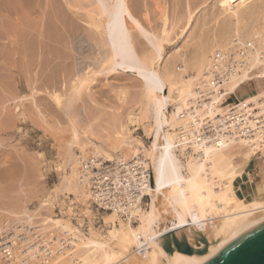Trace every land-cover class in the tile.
<instances>
[{"label": "bare ground", "instance_id": "1", "mask_svg": "<svg viewBox=\"0 0 264 264\" xmlns=\"http://www.w3.org/2000/svg\"><path fill=\"white\" fill-rule=\"evenodd\" d=\"M43 1L42 3L45 4L44 2L48 0ZM64 1V5L75 13L76 11H86L85 15L76 13L75 20H78L77 23L80 22V25L73 24L74 18H72L73 20L68 19L69 22L67 21L60 38L46 37L47 33L41 32L39 37L36 35V41L33 39L34 47L33 41L26 42L28 45L30 44L27 49L32 50L33 54L32 52L31 54L35 58L34 61L32 60V65L35 64L34 66L39 69L41 67L49 68L50 72L58 67L63 72V80L60 79V84H58V80L57 83L54 82L55 80L50 76H48L49 79L53 81L47 79L49 83L44 82L54 88L57 87V91L52 92L54 91L52 88L50 92L49 90L44 92L54 103V108L60 110L56 114L60 115L70 137L68 136L69 138L60 153L61 160L57 168L59 182L52 191H49L48 197L38 198L40 187L36 191L32 190L29 196L25 194L24 187H22V196L19 195L13 199L2 197L4 201L0 202V264H205L218 257L247 233L264 224V178L249 186L248 181H244L245 171L240 170L235 162L236 157L227 154L232 148L236 150V147L246 148L251 155L248 162H251L255 156L264 154V131L262 127L259 128L256 122L259 118L264 119V89H258L255 94L241 101L236 97V93L241 88L249 86L250 82L264 81V0H204L203 13L213 18L215 27L213 30L202 29L197 32L193 42L187 41V39L183 40L182 45L174 47L173 52L169 55H166V47L184 29L176 31L175 34H177L174 36H169L172 28L169 29L168 25L173 24L175 16L172 20L170 19V14L165 11L167 6H163V8L165 7L164 11H160V26L156 28L157 23L151 25L153 22L149 20L150 14L149 18L146 15L148 13L144 15V21L139 19L140 9L138 12L137 6L131 5L132 0ZM48 2L47 4L52 3ZM141 2L139 0V3L143 5ZM147 2L143 3L148 4ZM21 3L22 1L19 4L18 0L14 6L16 7L18 4L19 7L22 5ZM139 3L137 5L141 7ZM191 3L190 0H186L184 12H180L189 18L198 13V10H191ZM25 4L26 7L30 6ZM57 4L56 2L55 5ZM52 5L53 3L50 8ZM9 6L11 7V4ZM48 7L45 5L46 10ZM29 8L31 9V7ZM148 8L150 9V7ZM11 10L9 9V11ZM174 10L176 9L174 8ZM28 11L32 13V10ZM38 11L43 17L41 10ZM53 11L51 10L52 13ZM55 11L54 17L55 14L57 15ZM57 11L61 13L59 9ZM64 11L66 10L64 9ZM143 11L141 10V12ZM52 13H47V17L48 14L51 16L48 19L54 18H52ZM203 13L201 12V14ZM21 15L16 13V16L19 17V19L16 18V21L19 23L24 21H21L23 19L20 18ZM28 16L27 19H29ZM58 16L60 15L58 14ZM156 16L158 17V14ZM32 17H34L33 21L36 16ZM69 18L71 19V16ZM11 19L13 18L11 17ZM59 20L61 19L59 18ZM30 21H28L29 24ZM28 23H26V28L28 25L30 29ZM46 25L44 26L45 31ZM29 29L27 32L31 30ZM36 29V27L33 28V31ZM38 31L40 32V30ZM35 32L33 33L37 34V31ZM52 33L51 35L54 36L55 31ZM192 34L194 35L193 31ZM16 35L18 34L16 33ZM21 35L23 37H19L24 39L25 35ZM12 38L9 39V43H11V59L13 60L17 53L23 54V50L19 52L15 49L17 42H12ZM38 38L44 40L41 41ZM76 41L77 44H75ZM52 44L53 47L61 45L59 48L62 49L59 50L57 47V52L54 49L56 53H52ZM24 46L23 48L27 45ZM31 54H26L29 56L30 62ZM79 55L81 57H78ZM1 59L3 58L0 57ZM79 59H82V62H78ZM29 61L28 63H30ZM24 62L25 59L22 63ZM10 63L13 64V62ZM51 66L55 68L53 71ZM26 72L28 73V71ZM54 72L53 74L57 76V73ZM58 74L60 76V73ZM30 77L32 79L31 75ZM100 77L106 79V84L109 80L111 83L112 80H116L118 89L126 85L124 82L132 81L139 89L134 95L137 97L135 98L137 99L135 103L137 111L127 112L124 118L122 115L115 116L114 114V133L106 137H101V134L98 135V133L95 134L96 129H93V123L90 124L92 128L91 126L84 130L82 128L85 120L81 115V110L85 97L91 104L96 105V96L92 93V85L95 83L96 86ZM41 79L44 81L42 77ZM34 81L37 79L35 78ZM38 87L42 86L38 85ZM38 87L31 88L28 93L30 98L25 95L28 100L32 99L33 101L30 102V106L24 108L23 112L20 111L19 106L13 107V113H16L17 117H22L25 120L24 112H35L40 119L45 118L46 112L45 114L42 112L43 109L39 108L42 106L37 103L35 98V95L41 93L42 88ZM154 87H160L164 91V95H158ZM28 88L30 90V87ZM94 91L96 92V90ZM120 91V96L125 97L123 90ZM4 93L6 94V92ZM11 93L15 94L14 91ZM121 97L120 100H122ZM26 98L21 99H24L22 100L24 102ZM224 100L226 103H235L238 113L245 112L247 116L255 119L249 122L252 130L255 128L252 133L235 131L228 137L229 133L225 134V129L218 128L213 130L214 134L205 133L203 124L208 118L214 117L218 112L214 108ZM22 101L20 106H22ZM26 102L29 101L26 100ZM45 103L47 104V102ZM168 103L171 104V109H169ZM88 106L86 104V107ZM48 107L46 106V110L49 112ZM96 107L99 108V106ZM2 108L0 109L2 110ZM222 108L223 111L227 110L225 105ZM250 110L254 112L251 113ZM101 114L103 115V113ZM108 116L107 118L110 119V115ZM3 117L0 118L3 119ZM7 117L10 116L7 115ZM7 117L6 119H8ZM12 118L14 120L13 116ZM12 120L7 121L11 123ZM53 122L55 121L53 120ZM140 122L146 127L144 133L145 137L150 140L149 147L141 143L137 136L134 137L132 135L134 130L127 127V125L132 126L131 128L139 127ZM3 123H5V119H3ZM54 124H56L55 127H60L59 122L56 121ZM3 125L5 126L6 123ZM10 126L5 127L8 129ZM105 129L107 130V128ZM1 141L4 142V140ZM75 149H79L80 154L77 155ZM125 152L126 154L132 153L131 157H126ZM91 158L112 160V164L115 166L114 173L107 170L102 173L104 177H107L105 180H110L109 184H112L114 190L107 183H100L99 190L94 191L91 188L90 181L87 179L89 174L84 173V164ZM129 160L134 161V166L132 163H128ZM99 162L100 165L103 164V161ZM121 176H124V182L130 181L126 182V189L130 187L128 185L131 182L134 183L135 193L123 190ZM15 188L13 187V189ZM107 192L119 193L120 201L109 199L105 201L102 196ZM69 195L74 196L78 205L84 207L82 214L85 217L89 218V215H93L92 210L89 209L91 206L98 211L105 212L102 215L103 223L107 226L106 232L104 231L105 235L95 230L91 224L88 233H84V230L70 221V216L74 214L72 210L74 202L70 200ZM30 196L38 198V205L34 211L25 207L24 199H28ZM61 196L68 199V202L61 201ZM122 198L123 201H121ZM92 199L96 200L100 207L93 205ZM144 199L147 201L144 204L145 209L142 207ZM66 206L65 212L64 207ZM56 208L59 209V213L64 214L63 212H65L67 219L57 216ZM45 209H48V214L40 213ZM159 212L162 215V220H158ZM71 220H73L72 217ZM31 230L33 233L30 232ZM8 231L9 236L6 234ZM4 235L6 236L4 237ZM7 240L10 243H7ZM174 242L185 243L191 250V255L178 251ZM165 243L169 245L171 253L165 250ZM202 251L205 253L200 254Z\"/></svg>", "mask_w": 264, "mask_h": 264}, {"label": "rangeland", "instance_id": "2", "mask_svg": "<svg viewBox=\"0 0 264 264\" xmlns=\"http://www.w3.org/2000/svg\"><path fill=\"white\" fill-rule=\"evenodd\" d=\"M0 1H4V2H0V31L2 32V34H0V48L2 47V49H0V57L1 58H3V59H1L2 60V62H0L1 64H0V96H1V98H0V105H1V107H3L2 108V110H1V115H2V113H3V116L4 115H6L5 117H3V116H1L0 115V117L2 118L3 117V119H5V123H6V127H8V125L10 126L11 125V123H12V125L14 124V126H10L9 128H11L10 130H8L3 124H5V123H3V119H1V121H2V124H1V122H0V143H2L3 141H1V140H4V142L2 143V144H0V189H2V191H0V202H2V201H4V197H8V198H10V199H13V198H17V197H19V195H21V188L22 187H24V192H25V194L26 195H31V191L33 190V191H36L37 190V188H39L40 187V189H39V191H38V194H37V196H38V198H45V197H48L47 195H48V193H50L49 191H52L53 189H54V186H56L57 184H58V182H59V170L57 169L58 168V163L60 164V160H61V150H62V148H63V146L65 145V142H66V140H67V138H69L70 137V133L69 132H67L66 131V126L64 125V123H63V120H61V118H60V115H58V114H56V112L57 113H59L60 112V110L59 109H55L54 108V103L52 102V100L51 99H49L50 97L46 94V92H44L45 90L47 91V90H49V92H50V90H52V88H53V90L54 91H52V92H56L57 91V87L56 88H54V86H52V85H50V84H44V82H48V81H50L51 79H53V80H55L54 82H58L59 81V83L58 84H60L61 83V81L63 80V72L61 71V68H60V70H59V68L57 67V71L56 70H54L55 68H54V66H51L52 68V71L54 70V71H56V72H54V73H57V76H56V74H53V72H50L51 70L49 69V68H45V67H41L40 69L38 68V67H36V66H34V65H32L33 64V61L35 60V58H34V56L32 55L33 54V52H32V50L30 51V49H27L28 47H30L29 45H28V43H31L30 41H33V39L35 40V38H37V36L39 37V34L42 32H44V34H46L47 33V36L46 37H50V36H52L53 38L54 37H59L60 38V36L63 34V32H64V29H65V26H66V24H67V21L69 22V20H73L72 18H74V20H73V24L75 25H80V22H78L77 23V21L78 20H75V17H76V13L78 12V11H76V13L75 12H73V10H69L68 9V7L67 6H65L64 5V3H65V1L64 0H53L54 2H52L51 0H48L49 2H52L53 3V5H52V7L50 8V5L52 4V3H49L47 0H44V1H47L49 4H47V2H44L45 4H43L42 3V0H39V1H41V2H39L38 0H37V2H36V0H27V2H26V0H19V4H20V2L22 1V5L21 6H19L18 7V4H17V6L16 7H18L17 9H15L16 7L14 6V5H16V3H18V0H0ZM25 1V2H24ZM28 1H29V3H28ZM64 1V2H63ZM131 1V0H130ZM140 1H142L141 3L143 4V5H141L140 3H139V0H132V2H131V5H133L134 4V6L136 5L137 6V9H138V12H139V9H140V12H141V10L143 11V12H141L142 13V15H141V13L139 12V16H140V18L139 19H143V20H141V21H144V15L146 14V13H148V14H146L147 15V17H148V15H149V20H151V22H153L151 25H153L154 23H155V25H156V23H157V27L156 28H159V26H160V17H159V13H160V11H164V8H165V11L167 12L168 11V13L170 14L169 15V17H170V19L172 20V18H174V16H175V18L173 19V24H169L168 25V28L169 29H171L172 28V30H171V32L169 33V36H174V35H176L175 34V32L176 31H178L179 29H184V31L180 34V35H178V36H176V38L174 39V41L173 42H171L167 47H166V55H169V54H171L172 52H173V49H174V47H176V46H181L182 45V43H183V40H185V39H187V41H194L195 40V38L196 37H194L195 36V34L197 33V32H200L202 29H204V30H206V29H208V30H213V28L215 27V21H213V18L212 17H210L209 15H206L205 13H203V11L204 10H202V9H204L205 7H204V5H205V2H204V0H190V8H191V10L192 11H196V10H198V13H199V11H201L203 14H201V12L197 15H194V16H192V17H186L184 14H181L180 12H184V9L183 8H185L184 6H185V4H184V2L186 3V0L185 1H183V0H179V2H178V0H140ZM145 1V3L147 2L148 4H145V3H143ZM154 1V2H153ZM156 1H158V2H156ZM164 1V2H163ZM168 1H170L169 3H168ZM7 2V3H6ZM31 2V3H30ZM36 2V3H35ZM56 2L58 3L57 5H55L56 4ZM134 2V3H133ZM139 3V6H141V7H138V3ZM160 2H162V3H160ZM178 2V3H177ZM181 2V3H180ZM2 3H4V4H2ZM8 3H9V5L11 4V7L8 5ZM25 3H27L28 5H30L29 7H31V9L29 8V7H26L25 5ZM35 3V4H34ZM63 3V5H61V4ZM151 3V4H150ZM164 3V4H163ZM174 3H176V4H174ZM180 3V4H179ZM5 4H7L6 5V7H5ZM42 4V5H41ZM144 4H145V6L147 5V7H145L144 6ZM170 4V5H169ZM182 4H184V5H182ZM27 5V6H28ZM35 5V6H34ZM37 5V6H36ZM44 5V6H43ZM45 5H48L49 7H48V9L46 10L45 9ZM54 5H55V9H54ZM162 5V6H161ZM176 6V7H174V6ZM181 7H180V6ZM7 6H9V7H7ZM33 6V7H32ZM58 6H59V8H58ZM135 6V7H136ZM142 6H144L143 7V9H142ZM154 6V7H153ZM163 6H165L164 8H163ZM173 6V7H172ZM22 7V8H21ZM67 11H64V9ZM67 7V8H66ZM148 7H150V9L148 8ZM152 7V8H151ZM162 7V8H161ZM7 8V10H8V12H10V13H8L7 12V10H5ZM29 8V9H28ZM38 8V10H41L40 12L42 13V15H43V17L42 16H40L41 14H39V11L38 10H36ZM41 8V9H40ZM42 8H43V11H42ZM46 8H47V6H46ZM147 8V9H146ZM174 8L176 9V10H174ZM180 9V11H179V9ZM9 9L11 10V11H9ZM14 9V10H13ZM22 9V10H21ZM53 9H54V11H55V13L57 12V15L55 14V17H54V11H53ZM59 9V11L61 12V13H59L57 10ZM157 9V10H156ZM161 9V10H160ZM168 9V10H167ZM172 9V10H171ZM3 10H5V11H3ZM17 10V11H16ZM20 10V11H19ZM24 10V12H21V11H23ZM26 10V11H25ZM28 10H32L31 12L32 13H29L30 11H28ZM51 10L53 11V13L51 12ZM61 10H63V11H61ZM146 10V11H145ZM150 12H149V11ZM174 10V12H172ZM46 11H50V12H46ZM156 11H157V14H158V17L156 16L157 14H156ZM13 12V13H12ZM22 13V15L25 17V19H24V17L21 15V13ZM36 12H37V14H36ZM74 14H73V13ZM152 12V13H151ZM154 12V13H153ZM16 13H17V15H21L20 16V18L22 17L23 19H21V21L22 20H24V21H26L25 22V24H24V21H20L21 23H23L24 25H25V27H24V25L23 24H21V23H19L18 21H16L17 19H19V17H17L16 16ZM18 13H20V14H18ZM29 15L30 14V16H28L27 14ZM35 13V14H34ZM46 15H44V14ZM47 13H52V18L54 19H51V18H49L48 19V17H51L49 14H48V17H47ZM68 13V14H67ZM78 13H82L83 15H85L86 14V11H79ZM85 13V14H84ZM172 13V14H171ZM174 13V14H173ZM29 17V19H27V16ZM31 14H33V15H31ZM58 14L60 15V16H58ZM4 15V16H3ZM37 15H38V17H37ZM62 15V16H61ZM66 15H69V16H66ZM8 16V17H7ZM14 16V17H13ZM32 16H36L35 17V19H33V21H32V18H34V17H32ZM64 16V17H63ZM71 16V19L69 18ZM73 16V17H72ZM138 16V17H139ZM156 16V17H155ZM172 16V17H171ZM11 17L15 20H13V19H11ZM31 17V18H30ZM68 17V18H67ZM142 17V18H141ZM17 18V19H16ZM44 18V19H43ZM46 18V19H45ZM57 18V19H56ZM59 18L61 19V20H59ZM65 18H67V19H64ZM27 19V20H26ZM57 21H56V20ZM69 19V20H68ZM2 20V21H1ZM4 20H6V21H4ZM11 20H13V21H11ZM31 20V21H30ZM37 22H36V21ZM42 20V21H41ZM48 20V22H46V21ZM3 21H4V23H3ZM11 21V22H10ZM28 21H30V24L28 23ZM54 21H56V22H54ZM60 21H61V23H60ZM66 21V22H65ZM76 21V22H75ZM8 22V23H7ZM15 22H16V25L14 26V24H15ZM43 22V23H42ZM51 22V23H50ZM54 22V23H53ZM65 22V23H64ZM3 23V24H2ZM10 23H11V25H10ZM19 23V24H18ZM26 23H28L29 24V27H30V29H31V26H33L32 27V29L30 30L29 28H28V25H27V28H26ZM31 23H32V25H31ZM34 23H36V25H33ZM41 24V26H40V24ZM46 23H47V25H46ZM57 23H60L59 25L57 24ZM63 23V24H62ZM8 24V25H7ZM48 24H50L52 27H49L48 26ZM53 24V25H52ZM17 25H19V26H17ZM23 25V26H22ZM31 25V26H30ZM38 25H39V28H38ZM47 26L46 28V31H45V27L44 26ZM58 25V26H57ZM75 25V26H76ZM213 27H212V26ZM22 26V27H21ZM61 28H60V27ZM3 27V28H2ZM13 27V28H12ZM15 27H17L16 29H15ZM24 27V28H23ZM35 27L38 29V30H40V32L36 29L35 31H37V34H35L36 32L35 31H33V28L35 29ZM48 27H49V29H48ZM55 28V30H54V28ZM154 27V28H155ZM4 28H9V29H5V31L3 32V30H4ZM22 28V29H21ZM50 28H52L54 31H55V33H54V31L52 30V29H50ZM60 28V29H59ZM63 28V29H62ZM12 31H11V30ZM14 29V30H13ZM18 29V30H17ZM26 31H25V30ZM30 30V31H28L27 32V30ZM58 29V30H57ZM20 30V31H19ZM22 30V31H21ZM52 30V31H51ZM61 30V31H60ZM63 30V31H62ZM35 32V33H33V32ZM192 31H193V33H194V35L192 34L191 35V33H192ZM0 32V33H1ZM12 32H14V33H12ZM21 32V33H20ZM25 32V33H24ZM32 32V33H31ZM39 32V33H38ZM50 32V33H49ZM51 32H53L54 33V36L53 35H51ZM9 33V34H8ZM16 33L18 34V35H16ZM20 33V34H19ZM28 33V34H27ZM31 33V34H30ZM52 33V34H53ZM58 33V34H57ZM59 33H61L60 35H59ZM6 34V35H5ZM10 36L11 35V37H9L8 35ZM14 35V38H12L13 37V35ZM21 34H23V35H25V37H24V39L23 38H21V37H19V36H22ZM34 34V35H33ZM48 34H50V35H48ZM3 35V36H2ZM32 35H33V37H32ZM37 35V36H36ZM58 35V36H57ZM6 36H8L7 38H6ZM3 37H4V39H3ZM23 37V36H22ZM2 38V39H1ZM6 38V39H5ZM11 38H12V42L13 41H15V42H17V45H16V47H15V49H17V50H19V52H22V51H20V50H23V54H18L17 53V55L16 56H14V58H13V60L11 59L12 58V56H11V53H12V48H11V43H9V39L11 40ZM18 38V39H17ZM17 39V40H16ZM21 39H23V40H21ZM29 39V40H28ZM38 39H41V41H43L44 39L43 38H38ZM58 39V38H57ZM28 43H27V42ZM36 41V40H35ZM78 41V40H77ZM77 41H76V43L75 44H77ZM11 42V41H10ZM26 43V44H25ZM5 44V45H4ZM9 46H8V45ZM32 44H33V47H34V41L32 42ZM2 45V46H1ZM20 45V46H19ZM26 47H25V46ZM23 46L26 48H23ZM6 47V48H5ZM9 47V48H8ZM51 47H53V44H52V46ZM55 47V48H54ZM53 48H51V50H52V53H56L57 52V50H58V48L59 47H61V45H58V46H54ZM58 47V48H57ZM3 48H4V50H3ZM20 48V49H19ZM23 48V49H22ZM5 49H7V50H5ZM56 50V52H55V50ZM62 49V48H61ZM60 48H59V50H61ZM11 52H10V51ZM24 50H25V52H24ZM54 50V51H53ZM15 51V50H14ZM30 53H29V52ZM2 52V53H1ZM8 52V53H7ZM31 52H32V54H31ZM4 53H6V55H4ZM9 54V55H8ZM28 54H31V62L29 61L30 59H29V56H27ZM4 55V56H3ZM18 55H20V56H18ZM26 55V56H25ZM18 56V57H17ZM6 57H8V58H6ZM10 57V58H9ZM19 57H21V58H19ZM78 57H81L80 55L78 56ZM5 58H6V60H5ZM18 58V59H17ZM34 58V59H33ZM43 58L45 59L46 58V56L44 55L43 56ZM9 59H10V61H9ZM24 59H25V62L24 63H22V61H24ZM0 60V61H1ZM33 60V61H32ZM20 61V62H19ZM27 61V62H26ZM28 61L30 62V63H28ZM8 62V63H7ZM10 62H13V64H11ZM15 62H16V64H15ZM78 62H82V59H79V61ZM19 63V64H18ZM32 63V64H31ZM11 65H13V67L15 68H13V67H11ZM178 65H180V64H178ZM26 68H24V67ZM21 67V68H20ZM60 67V66H59ZM14 70H13V69ZM33 68V69H32ZM54 68V69H53ZM19 69V70H18ZM23 69V70H22ZM41 69H42V71H41ZM44 69V70H43ZM25 70V71H24ZM33 70V71H32ZM39 70V71H38ZM18 71V72H17ZM26 71H28V73L26 72ZM39 72V74H38V72ZM47 71V72H46ZM23 73V74H22ZM25 73V74H24ZM36 73H37V75H38V77H37V75H36ZM49 75H48V74ZM52 73V75H50ZM58 73H60V76H59V74ZM11 75V76H10ZM17 77H16V76ZM30 75L32 76V79H31V77H30ZM24 76V77H23ZM48 76H50V78L51 79H49V77ZM6 77H7V79H6ZM8 77H9V79H8ZM41 77L43 78V80L44 81H42V79H41ZM48 77V78H47ZM59 77H61V78H59ZM28 80V82H29V84H28V82H27V80ZM35 78L37 79V81H34L35 80ZM46 78V79H45ZM6 79V80H5ZM25 79V80H24ZM47 79H48V81H47ZM60 79H61V81H60ZM53 80H51V81H53ZM58 80V81H57ZM104 78L103 77H100L99 78V81L96 83V86L93 84L92 85V93L93 94H95V104L96 105H94L93 103L91 104V102L88 100V99H86V97H85V100L87 101L88 100V102H85V100H84V106H82V110H81V115H82V117L84 118V120H85V122H84V126H82V128H83V130H84V128H86V127H89V126H91L92 125V123H93V129L95 130V134L96 133H98V135H100L101 137H106L107 135H109V134H113L114 133V130H113V128H114V117H113V115L115 114V116L117 115V116H120V115H122L123 116V118H124V116H125V114L127 113V112H136L137 111V107L135 106V103L137 102V99H135V98H137V97H135L134 95H136V93H137V91H139V89H138V87H136L134 84L135 83H132V82H134V81H132V82H124L126 85H123L120 89H121V91L122 92H124V96L125 97H121L120 96V93H119V91H120V89H118L117 88V81L116 80H112V83H111V81L109 82V81H107V83L108 84H106L105 82H106V79L104 80ZM42 81V82H41ZM10 83V84H5V83ZM34 82H35V85H34ZM40 82V83H39ZM100 82H102V83H100ZM2 83H4V84H2ZM37 83V84H36ZM49 83V82H48ZM100 83V84H99ZM32 84H33V86H32ZM130 84V85H129ZM133 84V85H132ZM9 85V86H8ZM38 85H40V86H42V87H38ZM44 85H46V86H44ZM101 85V86H100ZM14 87V89H12L13 87ZM32 86V87H31ZM50 86V87H49ZM52 86V87H51ZM59 86V85H58ZM130 86H132V87H130ZM2 87V88H1ZM8 87V88H7ZM28 87H30V90H29V88ZM42 88L41 89V93H39V94H37V95H35V98L37 99L36 101H37V103L38 104H40L41 106H42V108L39 106V108L42 110L43 109V113L45 114V112H46V114H45V118L44 119H40L38 116H36V114H35V112H32V113H29V112H24L25 114H24V116L26 117L25 118V120H24V118H22V117H17L16 116V113H13L14 112V109H13V107L15 108L16 106L18 107H20V111L21 112H23V110H24V108H26V107H28V105L30 106V102H32L33 100L32 99H27L26 97H25V95H27V97H29L30 98V96H28V95H30V94H28L29 93V91H31V88ZM49 87V88H48ZM127 87V88H126ZM9 88H11L10 90H9ZM44 88V89H43ZM126 88V89H125ZM155 88V91L157 92V94L158 95H164V91L160 88V87H154ZM18 89V90H17ZM96 90V92H97V94H96V92L94 91V90ZM258 89L259 90H262V89H264V81H252V82H250L249 83V86H247V87H243V88H241L237 93H236V97L241 101V100H243V99H245V98H247V97H249V96H251V95H253V94H255L257 91H258ZM3 90H4V92H6V94L3 92ZM8 90V91H7ZM100 90V91H99ZM104 90V91H103ZM115 90V91H114ZM117 90H119V91H117ZM125 90H126V93H125ZM15 92V94H12L11 92ZM58 91H60V90H58ZM106 91V92H105ZM120 91V92H121ZM51 92V93H52ZM102 92V93H101ZM108 92V93H107ZM4 93V94H3ZM31 93V92H30ZM106 93V94H105ZM119 95H118V94ZM3 95V96H2ZM6 95H7V97H6ZM40 95V96H39ZM110 95V96H109ZM126 95H128V96H126ZM17 96V97H16ZM21 96V97H20ZM37 96V97H36ZM42 96V97H41ZM98 96H100V97H98ZM120 97L122 98V100H120ZM9 98H12V99H10L9 100ZM19 98V99H18ZM21 98H26V100L27 101H29V102H26V100L23 102L22 100H24V99H21ZM40 98H41V100H44V101H41L40 100ZM21 99V100H20ZM102 99V100H101ZM106 100V101H105ZM124 100H125V102H124ZM136 100V101H135ZM21 101H22V106H20L21 105ZM40 101V102H39ZM97 101V102H96ZM101 101V102H100ZM8 102V103H7ZM45 102H47V104L45 103ZM6 103V104H5ZM13 103V104H12ZM49 103V104H48ZM53 105H52V104ZM103 103V104H102ZM12 105V107H11V105ZM86 104H87V106L88 105H90V106H88V107H86ZM124 104V105H123ZM3 105V106H2ZM25 105V106H24ZM48 105H49V107H48ZM101 105V106H100ZM123 105V106H122ZM46 106L49 108V112L46 110ZM50 106H52L51 108H50ZM96 106H99V108L98 107H96ZM116 106V107H115ZM0 107V108H1ZM90 107V108H89ZM104 107V108H103ZM120 109H119V108ZM168 107H169V109H171V104L170 103H168ZM9 108V109H8ZM22 108V109H21ZM52 108H54V109H52ZM101 108V109H100ZM8 109V110H7ZM45 109V110H44ZM90 109V110H89ZM93 109V110H92ZM118 109H119V111H120V113L118 112ZM58 110V111H57ZM125 110V111H124ZM4 111V112H3ZM52 111V112H51ZM84 112H85V114H84ZM94 112V113H93ZM100 112V113H99ZM106 112H107V114L108 115H110V119H108L107 117H109L107 114H106ZM51 113V114H50ZM99 113V114H98ZM101 113H103V115L101 114ZM123 113V114H122ZM20 114V113H19ZM53 114V115H52ZM61 114V113H60ZM88 116H87V115ZM7 115H9L10 117H7ZM50 115H51V117H50ZM56 115V116H55ZM93 115V116H92ZM100 115V116H99ZM12 116L14 117V120H12L13 118H12ZM47 116H49V117H47ZM53 116H55V117H53ZM103 116V117H102ZM6 117L8 118V119H6ZM22 118V119H21ZM39 118V119H38ZM47 118H49L48 119V121H47ZM52 118H55V119H52ZM27 119V120H26ZM88 119V120H87ZM91 119H92V121H91ZM104 119V120H103ZM7 120H12L11 121V123H10V121L8 122ZM16 120V121H15ZM23 120V121H22ZM53 120L55 121V122H53ZM59 120V121H58ZM22 121V122H21ZM56 121L57 122H59L60 123V127H55V125L56 124H54V123H56ZM110 121V124H108V122ZM17 122V123H16ZM45 122V123H44ZM8 123V124H7ZM16 123V124H15ZM35 123V124H34ZM54 125H53V124ZM96 125H95V124ZM99 123V124H98ZM141 124V126L139 125V127H134V128H131L130 127V125H127V127L130 129V130H134V133H132V135L134 136V137H138L137 139L138 140H140V142L141 143H143L145 146H147V147H149V145H150V140H148L146 137H145V125L142 123V122H140ZM23 124V125H22ZM91 124V125H90ZM97 124H98V126H97ZM3 127H2V126ZM45 125V126H44ZM101 125H103V126H101ZM96 126V127H95ZM113 126V127H112ZM144 126V127H143ZM6 129H5V128ZM45 127V128H44ZM61 127H63V129H61ZM103 127H105V128H107V130L105 129V128H103ZM16 128V129H15ZM60 128V129H59ZM90 128V127H89ZM91 128H92V126H91ZM26 129V130H25ZM61 130V131H60ZM62 130H63V132H62ZM65 130V131H64ZM107 132H106V131ZM144 130V131H143ZM4 131V132H3ZM57 131V132H56ZM2 132V133H1ZM62 132V133H61ZM54 133V134H53ZM60 133V134H59ZM50 134V135H49ZM64 134V135H63ZM69 136V137H68ZM56 139V140H55ZM19 140V141H18ZM62 140V141H61ZM142 140V141H141ZM59 141V142H58ZM62 146H61V145ZM237 148V150L235 149V148H232L227 154L229 155V156H234V157H236L235 159H236V164L239 166V169L240 170H242V171H245V173H246V175H245V180L244 181H248V183L247 184H249V186L251 185V183L253 184V183H256V181H259V180H261L262 178H264V174H262V172L264 171V154L263 155H261V156H259V155H257V156H255L253 159H252V161L251 162H248L249 161V159L251 158V155L248 153L249 151H248V149H246V148H238V147H236ZM18 151V152H17ZM246 151V152H245ZM9 152V153H8ZM232 152V153H231ZM4 153H5V155H4ZM7 153H8V155H7ZM14 153H15V155H14ZM19 153V154H18ZM75 153L78 155V154H80V152H79V149H75ZM128 153V152H127ZM17 154H18V156H17ZM21 154V155H20ZM23 154V155H22ZM82 154V153H81ZM125 154H126V152H125ZM131 154L132 153H129V154H126L127 156L126 157H131ZM25 155V158H23V156ZM12 156V157H11ZM11 157V158H10ZM16 157V158H15ZM239 157V158H238ZM4 158V159H3ZM21 158V159H20ZM10 159V161H8ZM24 161V162H23ZM26 161V162H25ZM110 162H112V160L110 161ZM18 172H19V174H18ZM58 172V173H57ZM17 174V175H16ZM21 175V176H20ZM9 179V180H8ZM11 179V180H10ZM253 181H252V180ZM8 180V181H7ZM25 183H27V184H25ZM41 184V185H40ZM5 185H9V186H5ZM18 185V186H17ZM30 185V186H29ZM15 188V187H17V188H15V189H13V187ZM28 188V189H27ZM249 192V191H248ZM4 194V195H3ZM4 196V197H3ZM22 196V195H21ZM4 199H3V198ZM12 197V198H11ZM38 198H31V196L30 197H28V199H24V201H25V207H27V209H29L30 211H34L35 209H36V207H37V205H38ZM69 198H70V200L71 201H73L74 202V205H73V208H72V210H73V213L74 214H72V216H70V221L72 222V223H74V225H76V226H78L80 229H82V230H84L83 232L84 233H88V229H89V226H90V224L93 226V228L95 229V230H97V231H100V233L101 234H103V235H105L106 233V231L105 230H107V226L106 225H104V223H103V220H102V215L103 214H105V212H103V211H101V210H96L93 206H91V207H89V209L90 210H92V212H93V215H89V218L88 217H85L82 213H83V211H82V209L84 208V207H82L81 205H78V203L74 200V196H72V195H69ZM148 199V198H147ZM9 200V199H8ZM34 200V201H33ZM66 201V202H68V199H64V197L63 196H61V201ZM5 201H7V200H5ZM147 203V201L144 199V201H143V205H142V207L145 209V207H144V204H146ZM64 204H65V202H64ZM63 204V205H64ZM59 209H57L56 208V214H57V216H59V217H63V218H65V219H67V217H65V212H66V210H67V206L66 207H64V211L65 212H63L64 214H62V213H59V211H58ZM49 213L48 212V209H45V211L44 210H42V211H40V213ZM76 214V215H75ZM54 215V214H53ZM73 215H75V217H73ZM54 217H55V215H54ZM71 217H72V219L73 220H71ZM91 217V218H90ZM157 217H158V220H162L163 218H162V215H161V213L159 212L158 214H157ZM76 218V219H75ZM36 219H38V218H36ZM77 220V221H76ZM157 220V219H156ZM81 225V226H80ZM83 225V226H82ZM106 226V227H105ZM105 231V232H104Z\"/></svg>", "mask_w": 264, "mask_h": 264}, {"label": "built area", "instance_id": "3", "mask_svg": "<svg viewBox=\"0 0 264 264\" xmlns=\"http://www.w3.org/2000/svg\"><path fill=\"white\" fill-rule=\"evenodd\" d=\"M241 65H242V62H241ZM224 105H225V107H227L226 111L222 110L223 109L222 106H224ZM236 108H237V105L235 103H226L225 100L222 103L219 102V105L214 108V109L218 110L219 113L217 112L213 118H210V119L208 118L205 121V123L203 124V129H204L205 133L206 134H214L213 130H215L217 128L221 129V130L225 129L224 133L225 134L229 133L228 137H230L232 132L235 133V131L238 133L239 132L240 133H247V134L252 133L253 130H255V128L252 130V127L249 125V122L253 121L255 119L253 117L247 116V114L245 112L238 113ZM253 109L255 110V108H253ZM250 112L252 113L254 111L250 110ZM256 122L259 125V128L262 127V130L264 131V124H263L264 119L261 120V118H259ZM93 160H95V162H93ZM99 161H103L102 162L103 164L100 165ZM128 163L133 164L134 161L129 160ZM120 166H123V165H120ZM133 166H134V164H133ZM114 167L115 166H113L112 162H110L109 160H102L100 158H91L87 161L86 164H84V173L87 172L89 174L87 179H89L90 186L94 191L99 190L98 185L100 183H102V184L107 183V185L109 184L110 180H105V178H107V177H104L102 172L104 170H107V171H111L112 173H114V171H115ZM121 178H122V183L124 185V187H122L123 190L125 189L126 191L128 190V191L135 193L136 190L134 189V183L131 182L130 185H128L130 187L128 189H126V182H128L129 180L124 182V179H123L124 176H121ZM109 187L112 190H114L112 184H109ZM102 198L105 199V201L108 199L112 200V201H114V200L120 201V196H119V193H117V192H111V193L107 192L105 195L102 196ZM121 201H123V198ZM91 202L93 203V205L100 207V206H98V203L96 200L92 199ZM36 230H37V227H36ZM30 232L33 233V230H31ZM6 234L9 236V231ZM5 236L6 235H4V237ZM22 239H23V235H22ZM6 242L10 243L9 240H7Z\"/></svg>", "mask_w": 264, "mask_h": 264}, {"label": "water", "instance_id": "4", "mask_svg": "<svg viewBox=\"0 0 264 264\" xmlns=\"http://www.w3.org/2000/svg\"><path fill=\"white\" fill-rule=\"evenodd\" d=\"M174 243L178 251L191 255L192 252L185 243ZM165 250L171 253L167 243ZM202 253L205 251L200 252ZM205 264H264V224L247 233L218 257Z\"/></svg>", "mask_w": 264, "mask_h": 264}]
</instances>
